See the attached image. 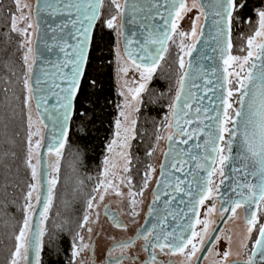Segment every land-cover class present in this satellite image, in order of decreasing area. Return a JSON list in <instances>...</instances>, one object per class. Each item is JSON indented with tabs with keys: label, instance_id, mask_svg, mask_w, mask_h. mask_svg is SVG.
I'll use <instances>...</instances> for the list:
<instances>
[{
	"label": "snow or ice",
	"instance_id": "snow-or-ice-1",
	"mask_svg": "<svg viewBox=\"0 0 264 264\" xmlns=\"http://www.w3.org/2000/svg\"><path fill=\"white\" fill-rule=\"evenodd\" d=\"M109 2L116 14L101 21L104 0H35L34 5L30 0H12L15 11H8L9 30L2 37L6 44L15 43V51L21 53L23 89L26 93L23 106L28 109L24 164L30 170L34 183H28V190L24 193L21 209L24 219L14 235L15 244L8 264H41V253L46 248L43 224L48 220L53 204L59 182L60 159L69 140L70 125L74 117L88 120L87 110L79 111L77 104L82 82L86 78L97 22L112 30L116 37L117 95L121 99L113 102L117 118L113 121V138L106 145L108 155L102 162L104 179L97 178L85 197L84 214L75 229L68 230L71 249L68 264H177L174 259H163L176 256L180 257L179 264H202L210 256L213 259L209 264H229L233 255L231 235L224 234L227 246L220 251L217 245L223 234L222 226L214 225L211 219L217 211V194L222 221L235 219L239 209H244L246 214L247 230L240 248L248 251L244 253V259H237L233 264H264V0L259 6H253L256 26L251 35L240 34V39L245 41L239 49L246 53L243 56L232 55V32L234 24L253 23L251 17L242 15L247 0H125L123 8L119 0ZM193 10L198 14L192 18L191 31H180V21ZM126 16L129 17L127 24L141 29L139 35L143 39L138 38L137 32L125 36ZM201 17L205 22L211 18L209 34L214 42L211 52L218 53V56L205 57L213 61L208 71L203 65L195 66L192 59L187 64L185 61V57L191 58L192 53L197 51L196 45L200 43V36L204 35V26L199 24ZM117 20H120L119 24ZM174 36L180 37L178 47L183 53L177 59V87L174 96L168 98V113L156 126L155 142L145 155L154 158L161 143H166L167 149L163 152L164 161L160 164L145 223L130 230V225L139 223L136 219L140 215L138 205L143 204L145 192L156 173L153 164L145 163L143 172L138 169L135 173L140 179L137 181L138 190L133 191L136 187L132 174L133 141L139 144L142 135L137 129L139 114L145 103V93H149V103L163 99V95L152 98L149 84L165 60L169 42L175 43ZM185 39H191L192 43L186 45ZM8 50L0 49L4 52ZM40 57L51 68H42L43 77H36L33 82L34 66ZM236 66L244 72L243 77L239 72L229 70ZM5 67L8 65L5 64ZM233 76L238 85L236 103L239 108H233L231 102L234 81L229 77ZM197 80H202L203 84L196 83ZM90 83L91 86L96 84L95 80ZM34 99L38 100L37 114L43 107L53 127L47 152L55 155L56 159L49 164L51 172L46 177L40 171L43 136L39 127L33 130L31 102ZM38 123L47 127L43 120ZM194 124L195 127H192ZM201 137H204L202 142ZM190 141L192 144H189ZM6 143L11 142L6 140ZM9 155L14 157L16 153L5 148L0 158ZM226 168L230 175H226ZM202 172L206 176L200 175ZM216 175L221 177L219 185H223L226 179L231 180L223 193L219 185L213 187L212 177ZM42 181L47 185L43 200L40 195ZM125 188L128 189L126 193ZM34 193L36 204L42 203L43 206L38 213L33 204ZM109 195L118 197L124 205L122 212L128 223L107 205L104 207L105 215L114 228L128 233V238L120 240L109 234L106 239L114 243L98 253L94 243L85 241L84 232L88 233L90 241L92 225L99 222V206ZM177 195L188 197L179 201L187 211L184 208L172 210L171 205ZM162 197L169 198L163 200L162 212L165 214H161L156 207ZM206 201L213 203L206 208V218L201 220L198 209L205 206ZM33 215H39L40 219V226L35 229L32 227ZM169 217L173 220L187 218L188 222L178 224L169 231ZM150 219L156 222L150 223ZM197 225L201 226L199 231L196 230ZM63 230L64 226L60 225L59 231ZM253 232L257 234L255 238ZM55 239L49 236V246L59 254ZM248 241H252L250 249ZM85 253H88L87 260Z\"/></svg>",
	"mask_w": 264,
	"mask_h": 264
},
{
	"label": "trees",
	"instance_id": "trees-1",
	"mask_svg": "<svg viewBox=\"0 0 264 264\" xmlns=\"http://www.w3.org/2000/svg\"><path fill=\"white\" fill-rule=\"evenodd\" d=\"M3 11L0 12V49L8 48V52L0 51V153L5 148L15 151L13 157L0 158V264H8L11 251L14 248V235L22 225L24 214V193L28 183H32L30 170L24 164L27 136V109L23 106L26 94L23 89V74L21 53L15 51L16 44H6L2 37L8 32V11H15L12 0H2ZM261 0H247V7L243 17H251L253 23L233 26L232 55L243 56L246 53L239 49L245 41L240 34L251 35L256 26L253 6H259ZM101 21L116 13L109 0H104ZM174 39V38H173ZM115 46L116 37L112 30L107 29L101 22H97L93 31V45L89 54V64L86 78L82 82L81 93L78 96L77 109L87 110L88 120L74 117L70 125L69 140L60 159L59 182L54 192L52 207L48 213V220L44 222L46 235L45 251L41 253V264H68L71 258L70 236L68 230L75 229L76 224L85 211V197L97 182L102 171V160L106 145L113 135V121L117 117V110L113 102L121 98L117 95L115 77ZM168 53L161 62L160 69L149 84L153 99L163 95L157 103H149V93L144 94V105L141 106L138 132L141 133L140 143L133 141V184L140 179L137 173L144 170L145 163L150 158L145 152L155 142L156 126L168 113L169 97L174 96L176 81L179 77L177 59L180 55L176 42H169ZM5 64L8 67H5ZM10 69V70H9ZM232 71H242L238 66ZM15 72V75H12ZM234 81L232 88L237 87L236 77H229ZM95 80V86L91 81ZM5 89H8L6 92ZM19 97V99H17ZM7 125V127H5ZM86 126V127H85ZM83 129V130H82ZM10 141L11 143H6ZM78 190V191H77ZM63 225V232L59 226ZM49 236L56 237L54 243L59 246V254L49 246Z\"/></svg>",
	"mask_w": 264,
	"mask_h": 264
},
{
	"label": "water",
	"instance_id": "water-1",
	"mask_svg": "<svg viewBox=\"0 0 264 264\" xmlns=\"http://www.w3.org/2000/svg\"><path fill=\"white\" fill-rule=\"evenodd\" d=\"M124 2H125V0L122 1V4H121L122 8L124 6ZM34 4H35V0H33V5ZM128 18H129L128 16L125 17V27H124L125 36H128L131 32H137L138 33V38L143 39V36L139 35L141 29H139L137 26H133V25H130V24L126 23ZM210 23H211V18H209V20L207 22H205V19L202 18L201 25L204 26V35L200 36V43H198L196 45L197 51L192 53V57L191 58L186 57V64H187L189 59H192L194 61L195 66L198 67L199 65H203L204 68H205V71H208L213 66V61L209 60V59H207L205 57L208 56V55L218 56V53H212L211 52V45L214 42L212 40L211 35L209 34V25H210ZM205 41H208V43L205 44ZM120 47H121V50L123 52V45L121 44ZM41 51H43V49H41ZM201 53H203V54H201ZM44 55L45 56H50V54H48V53H44ZM59 55L61 57L63 56V54H59ZM216 63L219 64V61H217ZM42 68H49L50 69L51 66L46 64L45 62H43V57H40L38 59V61H37V64L34 66L33 82L35 81L36 77H43V72L41 71ZM246 70H247V68H246ZM211 78L215 79L214 77H211ZM196 83L202 85L203 81L202 80H197ZM209 87H212V85H209ZM227 87L228 86L226 85V88ZM200 94H202V89L200 91ZM238 94L239 93L237 92V94L235 96L236 100H237ZM209 95H211V93H209ZM225 95H226V92H225ZM37 102H38V100H36V99L33 100V104H34V108H35L36 114H37ZM51 104H52V101L49 102V107H51ZM235 108H239V105L237 103H236ZM37 116H38L39 120H43L44 124L47 125V127L43 126L44 127L43 135H42L43 136V140H42V147H41V150H40L41 151V156H42V162H41L40 171L46 177L47 174L49 172H51V168L49 167V164L54 162L53 155H49L48 152H47V145L50 142L49 138L51 137V134L53 132V127H52V122L50 120H48V113L44 112L43 107L40 109V113H39V115L37 114ZM192 127H195V124ZM205 131H207V129H205ZM203 139H204V137L200 138L201 142L203 141ZM189 144H192V141H190ZM166 149H167V146H166V143H165L164 151H166ZM235 151H236V149L234 147L233 154H235ZM163 161H164V156H163V153H162L160 164ZM160 164H159V167H158V176H157V178L159 177ZM186 170H187V167H186ZM225 171H226V175H230L229 170L227 168H226ZM176 175H180V174L176 173ZM200 175L206 176V173L202 172V173H200ZM189 179H191V177H189ZM42 183H43V187H42V189L40 191L41 200H43L46 197V194H47V185L43 181H42ZM230 183H231V180L226 179L225 183L223 185H219L220 186V192L221 193L225 192L227 190V186ZM155 186H156V183H155L154 187L152 188V191L155 188ZM218 197H219V194L217 195V200L219 201ZM181 198H183L184 200L188 199V197H186V196L181 197V195H177V199L172 202V205H171L172 210L175 211V210H177V208H184L185 211H187V208L185 207V205L179 203ZM164 199H169V198L168 197H162L161 202L156 206L159 210H161V214H165V213L162 212V209L164 208V204H163V200ZM151 203H152V198H151L150 203L147 206V211H146L145 217H144V219L142 221V224L145 223V219L147 218L148 207H149V205ZM219 206L221 207V205H219ZM42 207H43L42 203L41 204H35V211L37 213L39 211H42ZM198 211H199V209H198ZM112 212L117 214L116 211H112ZM244 213H245V211H244ZM153 215L155 216L156 214L154 213ZM189 216H191V213H189ZM245 216H246V214H245ZM155 222L156 221L154 219H150V223H155ZM187 222H188L187 218L181 217V218H178L177 220H173L172 217H169V220H168L169 231H171V229L173 227H176L178 224H186ZM221 223H222V220L218 223V225H221ZM37 226H40L39 215H33V217H32V227H33V229H35ZM234 261L229 262V264H233Z\"/></svg>",
	"mask_w": 264,
	"mask_h": 264
},
{
	"label": "rangeland",
	"instance_id": "rangeland-1",
	"mask_svg": "<svg viewBox=\"0 0 264 264\" xmlns=\"http://www.w3.org/2000/svg\"><path fill=\"white\" fill-rule=\"evenodd\" d=\"M122 1L123 0H119L120 4H122ZM30 2L33 4V0H30ZM197 14L198 13H197L196 10H193L191 13H189L182 21H180L179 30L180 31H185V32H190L191 31V25H192V18H194ZM202 18L203 17H201V19L199 21L200 25H201V22H202ZM119 23H120V20H117V24H119ZM173 38H174V40H175V42L177 44V47H178V44L180 43V37L179 36H174ZM184 43L187 45V44H191L192 41H191V39H185ZM178 49H179V47H178ZM121 52H122V50H121ZM179 53H180V55L183 54V53L180 52V49H179ZM185 61H186V57H185ZM232 69H229V70L232 71ZM245 71H246V68H245ZM241 75L242 76L244 75L243 71H242ZM115 77H116V83H117V88H118V82H117L118 78H117V72L116 71H115ZM237 87H238V85H237ZM237 87L233 88L234 95H233V97L231 99V102L234 101L235 106H236L235 96L237 94V91H236ZM235 106H234V108H235ZM31 113H32L33 122H34V129L33 130H35V127H39L40 128V132L43 135L44 127H43V125H40L38 123L40 120H39V118H38V116H37V114L35 112L33 101L31 102ZM112 138H113V135H112ZM164 148H165V143H161L160 150L157 153H155L154 154V158H150V160L148 162V163L153 164V166L156 168V173H155V176L153 178L152 183L149 185L148 190L145 192V195L143 197V204L138 206V209L141 211L140 212L141 214L139 216H141V217H142L143 209L146 208V206H148V204L150 203V199L152 198V188L154 187L155 182H156V178L158 176V167H159V164H160V161H161V157H162V153L164 151ZM107 155H108V153L105 151V155L103 156V160H104L105 156H107ZM53 157H54V161H55V159H56L55 155H53ZM114 159L118 160V158H115V157H114ZM103 160H102V162H103ZM102 171H103V169H102ZM102 171H101L100 176H99V179H101V180L104 179V177L102 176ZM53 175H55V173H53ZM108 178L111 179L110 176ZM220 179H221V177H219V175H216V176L212 177V180L214 181L213 187H215L216 185H219ZM32 183H34V182L32 181ZM136 185L138 187H134L133 191L138 190L139 185L137 183H136ZM124 191L126 193L128 191V189L125 188ZM35 198H36V193L33 194V204H34V206L36 204V199ZM117 198L118 197H115L114 195H109V196H106L104 202L107 201V200L112 201V202L113 201H116V202L118 201V204H121L119 202V198L118 199ZM137 199H140V197H137ZM103 203L100 204L99 208L102 206ZM211 204H212V201H206L205 206L201 207V212H200V216H199V218L201 220L206 218L205 217L206 208L209 205H211ZM140 206H141V208H140ZM43 227H44V224H43ZM200 228H201L200 225L196 226V230L197 231H199ZM245 233H246V228L243 227L242 225L238 226L237 228H232L231 231L229 232V234L231 235V238H232V252H233V255H232V257H230V259L232 258L234 260L235 258H239L240 257V256H237L236 254L239 251H241L240 242L244 238ZM248 245H249V248H251L252 241H248ZM226 246H227L226 245V238L225 237H221V241H220L219 245H217V247L219 248L220 251H223ZM209 259H213V257L210 256Z\"/></svg>",
	"mask_w": 264,
	"mask_h": 264
},
{
	"label": "flooded vegetation",
	"instance_id": "flooded-vegetation-1",
	"mask_svg": "<svg viewBox=\"0 0 264 264\" xmlns=\"http://www.w3.org/2000/svg\"><path fill=\"white\" fill-rule=\"evenodd\" d=\"M150 201H151V199H150ZM212 203H213V201H212ZM105 205H107L110 208L111 211H116L117 214L120 216V218L125 223H128V219L123 215V212H122V210L124 209V205L123 204H118V201L117 202L116 201L112 202V201H109V200L105 201L102 204V206L98 209V211H99V222L92 225L93 233H92L90 241L88 240V233L86 231L84 232L85 241L89 242V243H94L97 246V252L98 253L101 251V249L106 250L108 246H110L112 243H114V241L106 239V237L109 234L117 236V238L120 239V240H126L128 238V233L119 231V230H117L116 228L113 227V225L111 223V220L108 218V216L105 215V212H104ZM219 205H220L219 201L216 200L217 211L211 216V219L214 221V225H218V223L222 220L221 219V215H220V211H219V209H220ZM140 208H141V206H140ZM145 210L147 211V206H146V208L143 209L142 217L141 216L136 217V219L138 220L139 223L137 225H130V230H134L136 227H138L139 225L142 224V221H143V219L145 217V214H146ZM138 211L141 212L139 209H138ZM200 212H201V207L199 208V213ZM225 215H229V214H225ZM241 225L243 227H245L246 230H247V225L245 223L244 209H239L238 210V214H237L235 219L228 220L226 222L222 221L220 226H222V233L223 234L221 235V237H225L227 239V236L224 235V234H229V232L231 231L232 228H237L238 226H241ZM252 235L255 238L257 234L255 232H253ZM247 251H248V249H241V251H239V253H240L239 256L240 257L239 258H235L234 260H237V259L242 260V259H244L245 258L244 253L247 252ZM85 257H86V260H87L88 253H85ZM163 259H165V260L174 259V260L177 261V264H179V261H180V257L179 256H176V257H163ZM211 260L212 259H209L208 261H203L202 264H209V262ZM234 260L231 258V259H229V262H232Z\"/></svg>",
	"mask_w": 264,
	"mask_h": 264
},
{
	"label": "bare ground",
	"instance_id": "bare-ground-1",
	"mask_svg": "<svg viewBox=\"0 0 264 264\" xmlns=\"http://www.w3.org/2000/svg\"><path fill=\"white\" fill-rule=\"evenodd\" d=\"M232 104H233V108H234V106H235V103H234V101H232Z\"/></svg>",
	"mask_w": 264,
	"mask_h": 264
}]
</instances>
